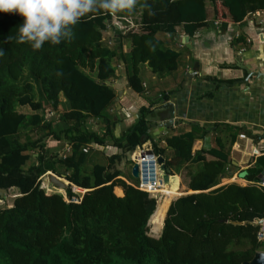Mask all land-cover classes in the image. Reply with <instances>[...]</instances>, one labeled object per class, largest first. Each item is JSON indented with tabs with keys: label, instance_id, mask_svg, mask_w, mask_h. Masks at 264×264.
Here are the masks:
<instances>
[{
	"label": "trees",
	"instance_id": "obj_1",
	"mask_svg": "<svg viewBox=\"0 0 264 264\" xmlns=\"http://www.w3.org/2000/svg\"><path fill=\"white\" fill-rule=\"evenodd\" d=\"M147 2L153 15L137 5L133 13L115 16L124 26L129 27L127 20L138 26L137 31L117 28L111 14H90L74 27L71 40L46 43L42 51L9 40L22 17L0 13V264H242L264 251L258 238L262 226L254 224L264 220V188H216L229 170L237 135H251L248 128L216 126L217 133L228 130L229 142L219 136L217 148L199 152H193L194 142L207 132L198 126L165 138L164 147L150 136L152 151L166 159L171 176L158 207L157 197L138 189L139 179L132 178L133 185L120 179L119 168L123 162L133 164L129 153L135 145L148 142L150 110L142 107L140 121L118 138V120L109 113L118 98L110 84L118 66L126 67L130 89L144 95V65L164 77L182 61V53L167 47L162 34L172 37L181 27L193 37L207 24V5L217 2L242 23L264 12V0ZM107 34L115 46L103 43ZM51 107L59 115L48 116ZM110 142L120 152L107 164L89 166L84 149L97 151ZM182 172L194 193L169 207L183 191L173 176ZM263 172L264 154L246 179L259 182ZM48 173L69 183L65 193H47L42 185ZM74 187L85 190L80 203L66 200L78 195ZM116 187L123 197L115 194ZM5 201L10 206H3ZM151 219L153 231L162 230L159 237L150 234Z\"/></svg>",
	"mask_w": 264,
	"mask_h": 264
},
{
	"label": "crops",
	"instance_id": "obj_2",
	"mask_svg": "<svg viewBox=\"0 0 264 264\" xmlns=\"http://www.w3.org/2000/svg\"><path fill=\"white\" fill-rule=\"evenodd\" d=\"M220 4L221 2H217L216 6L211 3L207 5V24L193 37L186 35L181 27L177 28L176 35L172 37L164 34L160 36L167 43V47L182 53V61L176 72L164 77H158L148 64L144 65L142 68L144 95L130 89L126 81V67L118 66L117 77L110 83L116 87L118 98L109 113L118 120L114 131L118 138L140 121L142 107H147L151 112L147 118L150 128L148 142L142 146H134L131 154L129 153L132 162L139 156L140 148L152 149V140L159 141L160 146L164 147L165 138L191 132L196 126L204 129L207 135L204 138L199 137L194 142L193 152L217 148L219 136L229 142L228 130L225 133H217L216 126L248 128L251 135L244 134L245 138L240 137L243 134L237 135L230 151L229 170L216 188L230 184L245 187L257 183L246 178L257 160L264 154V81L249 78V81L245 82L248 78L245 67L251 70H264V12L250 15L242 23H237ZM223 22H227V25ZM186 36L189 37V42H185ZM104 44L109 47L115 46L113 38H108ZM129 50L127 43L125 52ZM195 64H199L197 75L185 82L186 75L192 72ZM163 99L170 101L175 107V127L161 132L163 127H154L153 124L158 123L151 118L167 115L166 110L157 115L153 112L155 107L162 104ZM118 131L120 136L117 134ZM256 150L262 155L255 156ZM93 151L96 157L90 159L92 161L89 166L96 163L107 164L110 156L120 152L112 142L107 147ZM172 154L170 151L169 155ZM206 158L215 159L209 154ZM133 164L123 162L119 166L122 170L120 179L129 185H133ZM186 174L182 172L181 175H173L180 179L184 193H178V196L170 201L169 207L175 199L194 193L189 189V177ZM116 190H120L121 194ZM115 194L123 197V189L116 187ZM161 233L151 236L159 237Z\"/></svg>",
	"mask_w": 264,
	"mask_h": 264
},
{
	"label": "clouds",
	"instance_id": "obj_3",
	"mask_svg": "<svg viewBox=\"0 0 264 264\" xmlns=\"http://www.w3.org/2000/svg\"><path fill=\"white\" fill-rule=\"evenodd\" d=\"M137 5L149 9V15L154 14L147 0H0V13L22 17L17 35L10 36L9 40L15 39L17 44H27L33 51H42L46 43L59 45L64 40H71L74 27L90 14L105 13L113 17L131 14ZM3 55L4 50L0 48V57Z\"/></svg>",
	"mask_w": 264,
	"mask_h": 264
},
{
	"label": "water",
	"instance_id": "obj_4",
	"mask_svg": "<svg viewBox=\"0 0 264 264\" xmlns=\"http://www.w3.org/2000/svg\"><path fill=\"white\" fill-rule=\"evenodd\" d=\"M184 40H185V42L190 41L189 37H187V36L184 37ZM242 67H245V66H242ZM198 68H199V64H195L192 72H189L186 75L185 82H187V80L189 78H195V76L197 75V72H198ZM245 69L248 72V78L245 80V82H248L249 78H256L257 80L264 81V70H251L248 67H245ZM185 82L183 84V87H185ZM162 110H166L168 112V113L166 112L167 115L162 116V117H161V115L158 116L157 114L160 113ZM153 112H154V115L156 113L157 117H152L151 119H153V121H156L158 123L157 125L153 124V126L154 127H163V130L161 132H164L165 130H167L169 128L175 127V107L170 101L163 99L162 104L155 107ZM147 154L153 155V151L150 150V151H148ZM35 157H36V155H35ZM158 165H159V176L162 179L164 185H167L169 183V180H170V175L167 173L166 159L163 156L158 157ZM132 175L135 179L139 178V163L138 162H134V164H133ZM47 178H48V181L54 187L56 186V188L66 189L68 186L65 182L62 181V179L60 177L56 176L53 173H49L47 175ZM260 178L261 179L264 178V172L260 175ZM254 224L256 226H262V225H264V220L257 219ZM242 264H264V251L257 252L251 261L244 262Z\"/></svg>",
	"mask_w": 264,
	"mask_h": 264
},
{
	"label": "built area",
	"instance_id": "obj_5",
	"mask_svg": "<svg viewBox=\"0 0 264 264\" xmlns=\"http://www.w3.org/2000/svg\"><path fill=\"white\" fill-rule=\"evenodd\" d=\"M122 23V21L120 20ZM113 24L121 29H122L120 23H114ZM241 138H245V135H241ZM69 147V144L67 145V149ZM141 150L139 151V156L134 158L133 160L139 163V184H138V189L147 192L159 199L162 197L161 190L165 186L162 179L159 176V165H158V157L157 155H148V151L151 149L149 148H140ZM89 148H85L84 152L88 153ZM261 154L259 151H255V156H258ZM258 187L264 188V178H262L258 183L255 184ZM74 192L77 193V196H73L72 198L66 200L68 202L72 203H80L81 201V196L84 194V190L78 187H74ZM7 197H5L6 199ZM259 240H264V225H262V229L258 234Z\"/></svg>",
	"mask_w": 264,
	"mask_h": 264
},
{
	"label": "rangeland",
	"instance_id": "obj_6",
	"mask_svg": "<svg viewBox=\"0 0 264 264\" xmlns=\"http://www.w3.org/2000/svg\"><path fill=\"white\" fill-rule=\"evenodd\" d=\"M128 21V23H129V27H127V26H124L121 22H120V20L117 18V17H115L114 19H113V22L114 23H120V25H121V27H122V29H125L126 31L128 30H134V31H137V29H140L138 26H136V25H134L132 22H129V20H127ZM128 31L127 32H125V33H128ZM111 34V33H110ZM109 34V35H110ZM108 34L106 35V39L103 41V43H106V41H108V39H107V37L109 36ZM50 105H48V107H49ZM64 109H65V107H62L61 109L59 108V110L60 111H64ZM67 109H68V107H67ZM20 110V109H19ZM47 111H48V116H50L51 117V115H50V113L51 112H53L54 113V115L56 116V115H59L58 114V111L55 113V111H54V109L51 107V109H49V108H47ZM93 124V123H92ZM95 130H97L98 129V125H96L95 127H93ZM125 129V127H123V130ZM117 134L120 136L121 134H120V131H118L117 132ZM156 137V136H155ZM159 142V141H158ZM48 143H50L51 144V146H52V144H54L53 143V141H49ZM89 154H91V155H89V162L90 161H92V160H90V159H94V157H96V153H94V151L91 149V151H90V153ZM131 154V153H130ZM64 180V179H63ZM65 181V180H64ZM65 183L67 184V182L65 181ZM49 184V185H48ZM43 188H45L46 190H47V193L48 194H52V193H54V192H59V193H65V190L64 189H59V188H56V186L54 187L52 184H50L49 182H48V178H47V176L43 179ZM166 186V185H165ZM164 186V187H165ZM54 187V188H53ZM184 193V189H183V191H182V194ZM179 196H181V195H179ZM7 198H8V196H7ZM9 200L11 201L12 199H11V197L9 196ZM3 206H10V204H9V201H5L4 202V205ZM152 220V219H151ZM150 225H151V230H150V234L151 235H155L154 233H153V224L151 223V221H150ZM261 252V251H260Z\"/></svg>",
	"mask_w": 264,
	"mask_h": 264
},
{
	"label": "bare ground",
	"instance_id": "obj_7",
	"mask_svg": "<svg viewBox=\"0 0 264 264\" xmlns=\"http://www.w3.org/2000/svg\"><path fill=\"white\" fill-rule=\"evenodd\" d=\"M159 204H160V203H159ZM159 204H158V207H159ZM157 210H158V208H157ZM156 213H157V211H156ZM156 213H155V214H156ZM154 216H155V215H154ZM154 216H153V217H154ZM153 217H152V219H153ZM151 222H152V220H151ZM153 233H154L156 236L159 235V232H155V231H153Z\"/></svg>",
	"mask_w": 264,
	"mask_h": 264
}]
</instances>
